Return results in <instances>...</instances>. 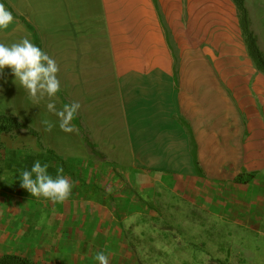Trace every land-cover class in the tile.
Returning <instances> with one entry per match:
<instances>
[{
  "label": "crops",
  "instance_id": "1",
  "mask_svg": "<svg viewBox=\"0 0 264 264\" xmlns=\"http://www.w3.org/2000/svg\"><path fill=\"white\" fill-rule=\"evenodd\" d=\"M0 3L14 17L0 42L31 40L58 65L57 110L80 103L75 131L64 132L46 96L34 101L9 68L0 72V112L38 133L0 134V256L98 264L104 252L109 264H154L129 229L152 227L160 203L227 223L255 217L264 164L217 71L216 53L242 41L233 0ZM55 155L75 177L64 174L73 187L63 202L32 196L18 179L36 160L55 167ZM177 255L171 264H181Z\"/></svg>",
  "mask_w": 264,
  "mask_h": 264
},
{
  "label": "rangeland",
  "instance_id": "2",
  "mask_svg": "<svg viewBox=\"0 0 264 264\" xmlns=\"http://www.w3.org/2000/svg\"><path fill=\"white\" fill-rule=\"evenodd\" d=\"M244 7L249 29L264 56V0H245ZM237 18L239 23V14ZM243 40L242 36L232 51L222 47L216 53L223 65L217 71L225 77L226 87L240 109L245 131L252 135L258 159L264 164V74L249 58ZM257 171L264 179V165ZM159 205L160 208L151 212L152 227L129 229L134 245L141 249L140 253L148 252L146 255L154 258L151 259L154 264H171L176 254L181 264H264V181L263 198L255 217L248 223H227L228 219H219L185 202ZM158 247H166L171 254L165 255L156 250Z\"/></svg>",
  "mask_w": 264,
  "mask_h": 264
},
{
  "label": "clouds",
  "instance_id": "3",
  "mask_svg": "<svg viewBox=\"0 0 264 264\" xmlns=\"http://www.w3.org/2000/svg\"><path fill=\"white\" fill-rule=\"evenodd\" d=\"M14 22V17L4 4L0 3V30L6 29ZM10 69L14 83L27 92L34 101L48 98L46 108L59 119V127L64 132L75 131L71 121L80 108L79 102L65 104L57 110L52 99L61 90L57 77L59 72L56 62L40 47L28 38L10 46L0 42V72L4 68ZM51 125H49V130ZM49 164H42L39 160L32 163L31 169L19 172L20 186L34 197H43L53 202H63L69 198L73 185L62 175L63 169L57 171L55 178L48 173ZM94 259L98 264H109L108 256L104 252L96 253Z\"/></svg>",
  "mask_w": 264,
  "mask_h": 264
},
{
  "label": "trees",
  "instance_id": "4",
  "mask_svg": "<svg viewBox=\"0 0 264 264\" xmlns=\"http://www.w3.org/2000/svg\"><path fill=\"white\" fill-rule=\"evenodd\" d=\"M244 1L245 0H233L239 12L238 13L239 26L241 29V35L244 38V43L246 45L249 58L254 63L256 69L262 74H264V56L257 45V40L255 36L253 35L252 31L249 29V21L247 18L246 8L244 7ZM19 130H27L28 132H31L38 138V133L30 126L18 120L13 115L0 112V134L3 132H14ZM54 160L56 162V166L55 167L49 166L48 172H54V174L56 175L58 169L62 168L63 169V172L61 173L62 175L66 174L72 180H75L74 174L67 169L68 167L66 166V164L60 161L57 155L54 156ZM253 176H254L253 172L247 174L245 178L242 177V174H239L235 178V180L236 182L239 183H246ZM0 264H37V263L26 257L7 253L0 256Z\"/></svg>",
  "mask_w": 264,
  "mask_h": 264
}]
</instances>
